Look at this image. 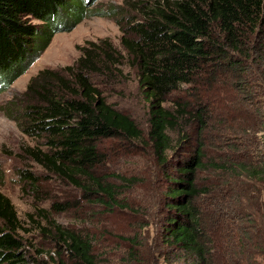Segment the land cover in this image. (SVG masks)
Returning <instances> with one entry per match:
<instances>
[{
	"label": "trees",
	"instance_id": "trees-1",
	"mask_svg": "<svg viewBox=\"0 0 264 264\" xmlns=\"http://www.w3.org/2000/svg\"><path fill=\"white\" fill-rule=\"evenodd\" d=\"M94 1L0 0V93L39 59L54 33L88 14L113 17L122 27L121 44L150 104L147 141L158 161L169 165L167 152L173 146L169 132L179 130L186 116L201 127L196 145L188 146L173 170L165 173L169 185L163 193L164 244L190 264H264L263 151L227 161L209 157L203 138L212 117L208 102H199L195 110L180 103L175 112L165 104L183 85L199 79L214 84L216 68L211 66L215 64L241 76L249 71L248 65L253 70L264 61V0H123L95 11L90 8ZM98 49L84 46L75 65L64 71H43L31 79L26 92L30 99L18 121L28 136L43 139L46 149H35L34 158L45 171L81 188L94 204L112 209L120 204L121 193L120 186L97 173L105 163L103 140L143 142L144 132L96 86L94 76H110L112 66L123 58L120 55L118 60L114 52L105 50L101 60ZM207 71L210 76L203 78ZM207 170L216 173L208 183L201 177ZM209 206L215 211L228 207L235 227L216 235L211 226L218 222L209 214ZM69 208L55 200L50 212ZM18 221L15 205L0 191L1 264H31L21 250ZM52 223L51 219L44 230L54 238L56 253H65L69 261L51 256L53 263L101 264L91 236ZM132 240L129 264H142L137 239ZM215 250L220 251V260L215 259Z\"/></svg>",
	"mask_w": 264,
	"mask_h": 264
},
{
	"label": "rangeland",
	"instance_id": "rangeland-1",
	"mask_svg": "<svg viewBox=\"0 0 264 264\" xmlns=\"http://www.w3.org/2000/svg\"><path fill=\"white\" fill-rule=\"evenodd\" d=\"M122 2L95 0L90 8L95 11ZM66 16L71 18L70 14ZM122 35V27L113 17L88 14L79 23L54 33L39 59L0 93V191L15 205L19 219L17 236L24 243L21 250L30 257L31 264H58L53 263L51 256L69 262L65 253L60 256L56 253L59 248L54 238L44 230L51 225V219L53 227L59 225L91 236L94 254L101 264H129L132 239H137L142 264H190L189 259L179 257L163 242L162 227L166 218L163 193L169 185L166 170L172 171L188 146L196 145L201 127L192 116H186L179 130L169 132L173 140L167 152L169 165L158 161L147 141L150 104L138 84L136 68L121 44ZM84 46L99 48L101 60L105 50L114 52L118 60L123 55L119 64L112 66L110 76L97 74L93 79L108 102L129 114L144 132L143 142L103 140L105 163L97 167V173L120 186L121 193L120 204L112 209L94 204L81 188L45 171L34 158L35 149H46L43 139L28 136L19 126L21 112L30 99L26 92L31 79L43 71H64L66 66L75 65ZM248 66V72L233 76L224 64H215L211 66V70L216 68L214 84L199 79L193 85H183L165 101L174 112L181 109L180 103L195 110L199 102H208L212 117L203 138L208 156L220 161L236 159L250 151L264 153V61L254 65L253 70ZM208 73L203 78L209 77ZM241 83L245 84L244 88ZM182 133L186 140L182 141L184 147H179ZM26 174H31L32 180ZM201 177L208 183L215 179L216 173L207 170ZM261 194L264 200V188ZM55 200L68 204L69 210L50 212ZM219 211L208 207L209 214L218 222L212 224L213 230L222 227L218 233L215 231L216 235L226 233L227 227L229 231L237 223L228 207ZM215 253V259L220 260V251Z\"/></svg>",
	"mask_w": 264,
	"mask_h": 264
}]
</instances>
